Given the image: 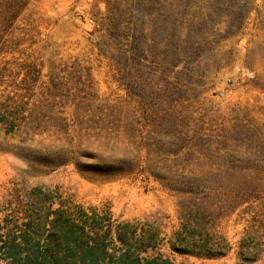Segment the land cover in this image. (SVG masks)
<instances>
[{"label": "rangeland", "instance_id": "374dc122", "mask_svg": "<svg viewBox=\"0 0 264 264\" xmlns=\"http://www.w3.org/2000/svg\"><path fill=\"white\" fill-rule=\"evenodd\" d=\"M65 222L264 264V0H0V264Z\"/></svg>", "mask_w": 264, "mask_h": 264}, {"label": "trees", "instance_id": "16d2710c", "mask_svg": "<svg viewBox=\"0 0 264 264\" xmlns=\"http://www.w3.org/2000/svg\"><path fill=\"white\" fill-rule=\"evenodd\" d=\"M55 222H57L56 219ZM86 223L57 224L64 228L62 232L66 239L67 251L72 248L69 242L79 244V251L76 254L67 252L62 257H56L47 247L39 254L33 253L27 255L24 260H18L17 251L11 246L10 257L14 261L18 260L21 264H173L168 258H162L160 254L150 258L140 256L148 248L157 246L155 233L149 235L142 233L140 236H135V230L131 229L130 222L119 223L115 239L120 242L121 246L117 248L118 253L115 254L110 252L105 244V240L112 234V227L108 226L104 229L100 223ZM187 228L185 227L184 232L181 231L180 234H177L179 247L171 243L170 247L173 251L193 255L197 258L210 259L225 255L230 248L224 237H218L217 240L211 238L190 242L188 236L193 235L187 232L189 231Z\"/></svg>", "mask_w": 264, "mask_h": 264}]
</instances>
